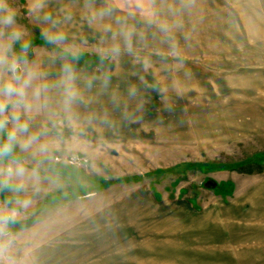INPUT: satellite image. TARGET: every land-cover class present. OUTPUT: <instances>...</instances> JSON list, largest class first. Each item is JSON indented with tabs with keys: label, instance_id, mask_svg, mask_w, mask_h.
I'll use <instances>...</instances> for the list:
<instances>
[{
	"label": "rangeland",
	"instance_id": "obj_1",
	"mask_svg": "<svg viewBox=\"0 0 264 264\" xmlns=\"http://www.w3.org/2000/svg\"><path fill=\"white\" fill-rule=\"evenodd\" d=\"M168 1L155 0L153 19L181 22L178 58L139 14L129 21L144 34L133 56L112 39L113 19L90 27L84 0H51L50 10L73 15L69 43L88 42L76 65L85 103L37 118L55 143L19 218L31 223L11 228L16 264H264V0H238L233 15L214 18L194 16L203 2L182 11ZM11 3L35 49L29 59L56 79L52 46L35 43L44 25L28 17V0ZM101 40L122 49L102 66ZM136 56L150 58L148 73ZM103 73L106 90L99 80L85 88L83 78Z\"/></svg>",
	"mask_w": 264,
	"mask_h": 264
},
{
	"label": "clouds",
	"instance_id": "obj_2",
	"mask_svg": "<svg viewBox=\"0 0 264 264\" xmlns=\"http://www.w3.org/2000/svg\"><path fill=\"white\" fill-rule=\"evenodd\" d=\"M123 7L113 0H103L98 7L97 0H84L83 17L91 27L113 19L119 26L112 39L123 41L124 50L135 56L134 38L143 41L144 34L130 25L137 14L144 18L148 26L155 25L163 35L164 42L169 44L168 55L178 58V46L173 36L174 29L182 27L177 19L173 23L154 20L152 10L155 0H122ZM51 0H28L26 13L30 20L41 27L43 41L52 46L53 55L49 61H60L56 79L50 80V73L29 59L34 53L32 40L28 31L18 23V13L11 0H0V264H16L14 252L17 235L11 228L19 221L20 216L32 206L29 193L40 190L43 180L42 165L51 158L55 141L50 138V128L37 124L38 117L50 120L56 110L67 115L74 113V106L85 103V98L78 87L82 79L77 71L81 49L87 45L85 38L80 43H69L65 27L73 21L72 13L64 7L50 10ZM196 0H179L182 11H190ZM147 5V7H145ZM123 13V14H120ZM175 15V11H173ZM107 31H111L108 27ZM17 45L19 50L17 51ZM100 65L107 60H114L121 55L117 44L107 45L104 40L97 46ZM57 50L58 53H57ZM144 73L152 67L150 58L135 57ZM141 84L149 85L144 76H139ZM99 80L106 90L111 77L107 73L83 78L85 88L91 90L93 82ZM53 94L57 97L53 106ZM129 98L138 95L136 85H130ZM113 103L118 97L112 96Z\"/></svg>",
	"mask_w": 264,
	"mask_h": 264
},
{
	"label": "crops",
	"instance_id": "obj_3",
	"mask_svg": "<svg viewBox=\"0 0 264 264\" xmlns=\"http://www.w3.org/2000/svg\"><path fill=\"white\" fill-rule=\"evenodd\" d=\"M168 2L172 4L175 3V1H171V0H169ZM201 2L205 3L204 9H208V10L199 12V7L197 6L196 10L200 14L198 13L197 15H194L196 18H202V16H205V15H207L208 18L221 17V16H225L226 13L227 14L231 13V15H233L234 13L231 10L235 9V6L236 7L238 6L236 4L238 0H196V4L201 3ZM246 4L249 5V2L246 1ZM202 9L203 7L201 5V10ZM194 16H191V17H194ZM182 17L183 15H181V19Z\"/></svg>",
	"mask_w": 264,
	"mask_h": 264
},
{
	"label": "trees",
	"instance_id": "obj_4",
	"mask_svg": "<svg viewBox=\"0 0 264 264\" xmlns=\"http://www.w3.org/2000/svg\"><path fill=\"white\" fill-rule=\"evenodd\" d=\"M42 42H44L43 39H42V40H40V39H38V40L36 39V40H35V43H42ZM44 43H45V42H44ZM105 183L107 184V183H109V182L106 181ZM2 198H3V197H2ZM31 221H32V217H31L30 219L28 218V219H26V220H24V221H23V220H19L18 223H17L16 225L13 226V229H21V228H24V227H26L27 225H29V224L31 223Z\"/></svg>",
	"mask_w": 264,
	"mask_h": 264
}]
</instances>
